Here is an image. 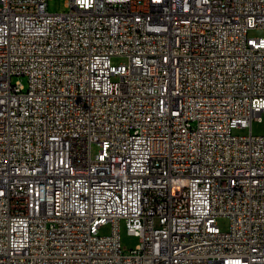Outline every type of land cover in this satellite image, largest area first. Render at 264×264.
Segmentation results:
<instances>
[{
  "label": "built area",
  "instance_id": "built-area-1",
  "mask_svg": "<svg viewBox=\"0 0 264 264\" xmlns=\"http://www.w3.org/2000/svg\"><path fill=\"white\" fill-rule=\"evenodd\" d=\"M48 2L0 0V264H264V0Z\"/></svg>",
  "mask_w": 264,
  "mask_h": 264
},
{
  "label": "rangeland",
  "instance_id": "rangeland-1",
  "mask_svg": "<svg viewBox=\"0 0 264 264\" xmlns=\"http://www.w3.org/2000/svg\"><path fill=\"white\" fill-rule=\"evenodd\" d=\"M68 0H49V11L51 13L56 12H65L68 11L69 8L66 7V2ZM251 37H260L263 35V31L261 29H253L249 32ZM127 62V58L125 57H113L112 64L113 65H121ZM22 81L26 84L27 79L25 77L22 78ZM249 128L246 130H235V134L244 135L249 134ZM252 134L255 136H264V114L262 115V120H254L252 122ZM97 150V147H94V152ZM218 226L222 231H228L230 226V221L228 218H220L218 220ZM120 242L121 247L124 250V253H130L131 250L137 248L138 245L141 244V240L139 237L131 235L128 232L126 224L123 220L120 222ZM111 233V226H106L100 230L101 235H109Z\"/></svg>",
  "mask_w": 264,
  "mask_h": 264
}]
</instances>
